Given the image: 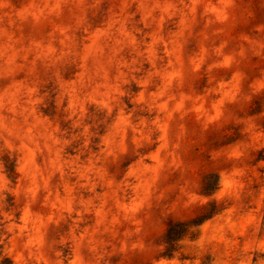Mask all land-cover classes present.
Masks as SVG:
<instances>
[{"label": "clouds", "instance_id": "clouds-1", "mask_svg": "<svg viewBox=\"0 0 264 264\" xmlns=\"http://www.w3.org/2000/svg\"><path fill=\"white\" fill-rule=\"evenodd\" d=\"M262 12L0 0V264H264Z\"/></svg>", "mask_w": 264, "mask_h": 264}, {"label": "rangeland", "instance_id": "rangeland-1", "mask_svg": "<svg viewBox=\"0 0 264 264\" xmlns=\"http://www.w3.org/2000/svg\"><path fill=\"white\" fill-rule=\"evenodd\" d=\"M261 17H264V12L261 13ZM241 27H243V25H241ZM230 36H233L237 39H239V35H238V29H233L230 33ZM194 47L198 49V42H194ZM245 68L248 70L249 73H251L253 76H256L257 71L260 69H264V61H259L257 59H253L251 61H249L246 65ZM221 77L224 76V73H220L219 74ZM197 79H200V77H197ZM225 83H227V81H225ZM253 83L255 84L256 87H260L261 84H264V80H259L256 79L253 81ZM205 103V107L211 109L213 101L211 99H206L204 101ZM247 110H251L250 108ZM188 125L189 127H195L196 126V118H195V114H191L188 117ZM189 143V142H186ZM197 151L199 152H203L205 151V144L204 142H199V146L197 148ZM186 154H189L191 152V148H186L185 149ZM160 155L159 150H157L155 153H153V158L156 159L158 158ZM261 156L264 157V150H262L261 152ZM253 168H255V165H252ZM259 174L264 175V169H260L258 170ZM169 224H171V221H169ZM174 231V230H173Z\"/></svg>", "mask_w": 264, "mask_h": 264}]
</instances>
